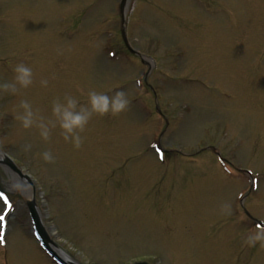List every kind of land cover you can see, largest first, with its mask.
<instances>
[{
  "label": "rangeland",
  "instance_id": "obj_1",
  "mask_svg": "<svg viewBox=\"0 0 264 264\" xmlns=\"http://www.w3.org/2000/svg\"><path fill=\"white\" fill-rule=\"evenodd\" d=\"M115 2L0 0V81L17 62L34 71L29 88L0 92V149L32 175L52 241L77 264H264V242L248 246L243 216L233 215L249 182L224 174L208 148L259 175L244 204L264 223V0H128L126 41L148 60L143 68L137 58L102 55L105 31L118 54L125 50ZM143 72L141 92L134 78ZM88 89L123 90L129 104L93 116L79 148L58 129L42 141L14 118L20 99L47 117L53 98L83 103ZM140 102L157 103L169 119L167 167L157 164L153 140L148 147L159 123ZM44 150L53 161L41 159ZM181 156L197 164L184 167ZM12 198L0 264H51L29 235L23 199Z\"/></svg>",
  "mask_w": 264,
  "mask_h": 264
},
{
  "label": "clouds",
  "instance_id": "obj_2",
  "mask_svg": "<svg viewBox=\"0 0 264 264\" xmlns=\"http://www.w3.org/2000/svg\"><path fill=\"white\" fill-rule=\"evenodd\" d=\"M48 82L46 78L39 81L41 87H47ZM33 83V67L24 62H17L11 66V78L0 81V92L15 95L20 90L29 88ZM136 83L138 85L139 81L137 80ZM86 97L83 103L71 94L53 98L50 103V115L47 117L42 115L29 100L20 99L14 118L19 122L21 129L35 128L42 141H48L52 131L58 129L64 142L69 143L73 148H79L83 141L81 133L93 116L119 114L129 104V99L123 90H115L109 95L104 91L88 89ZM30 147L31 145H25V150ZM40 157L44 162L54 160L50 150H44L40 153ZM244 242L250 247L264 242V224L250 230Z\"/></svg>",
  "mask_w": 264,
  "mask_h": 264
},
{
  "label": "water",
  "instance_id": "obj_3",
  "mask_svg": "<svg viewBox=\"0 0 264 264\" xmlns=\"http://www.w3.org/2000/svg\"><path fill=\"white\" fill-rule=\"evenodd\" d=\"M124 7H125V2L123 3L122 9H121V11H122V18H121L122 26H121V31H122L123 37H124V24H125V21H124V11H123L124 10ZM0 164L3 165L4 167H7L10 170H12L17 176H20V178L24 182L30 183V177L27 176V175H21L20 174V170H18L12 164V162H11L10 159H7L5 157H0ZM10 174H8L7 171L5 172V168H3V167L0 166V186L3 187V188H7L8 189L7 192L9 193V195L14 196V197H17L19 199L20 198L23 199L22 196H20L19 194L27 195L28 194V191H27V187L28 186L27 185H26V187L25 186H21V185L19 186V184H22L21 181L19 182L20 179H18L17 176H15V175L11 176L12 174L11 175ZM23 201H24V199H23ZM25 205L29 209V213H30V215L32 217L33 225H35V230H36L37 234L40 236L41 242H42V244H44L45 248L51 254H54V256L56 257V259L60 263H62V264H75V263H72L70 261V259L64 253H61L58 250V248L55 246V244H52V242L50 241L48 235L45 232V229L43 227V224H41L40 216L37 214V208H36V205H34L33 196H31L29 200L25 201Z\"/></svg>",
  "mask_w": 264,
  "mask_h": 264
},
{
  "label": "snow or ice",
  "instance_id": "obj_4",
  "mask_svg": "<svg viewBox=\"0 0 264 264\" xmlns=\"http://www.w3.org/2000/svg\"><path fill=\"white\" fill-rule=\"evenodd\" d=\"M0 199H2L3 200V202H4V204L5 205H7L8 204V200L3 196V194L2 193H0ZM3 219V217H0V220H2Z\"/></svg>",
  "mask_w": 264,
  "mask_h": 264
},
{
  "label": "bare ground",
  "instance_id": "obj_5",
  "mask_svg": "<svg viewBox=\"0 0 264 264\" xmlns=\"http://www.w3.org/2000/svg\"><path fill=\"white\" fill-rule=\"evenodd\" d=\"M257 189H258V185H257ZM257 189H256V191H257ZM257 193V192H256ZM8 231V230H7ZM7 233V232H6Z\"/></svg>",
  "mask_w": 264,
  "mask_h": 264
}]
</instances>
